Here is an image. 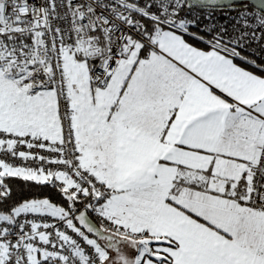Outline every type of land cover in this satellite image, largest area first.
Wrapping results in <instances>:
<instances>
[{"label": "snow or ice", "instance_id": "6c2138e0", "mask_svg": "<svg viewBox=\"0 0 264 264\" xmlns=\"http://www.w3.org/2000/svg\"><path fill=\"white\" fill-rule=\"evenodd\" d=\"M0 264H264V0H0Z\"/></svg>", "mask_w": 264, "mask_h": 264}]
</instances>
